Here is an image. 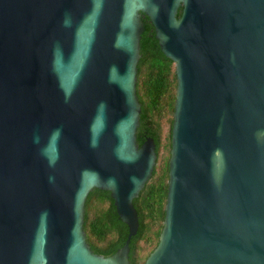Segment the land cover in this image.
I'll list each match as a JSON object with an SVG mask.
<instances>
[{
  "label": "water",
  "instance_id": "1",
  "mask_svg": "<svg viewBox=\"0 0 264 264\" xmlns=\"http://www.w3.org/2000/svg\"><path fill=\"white\" fill-rule=\"evenodd\" d=\"M143 15L178 80L145 264H264V0H0V264H131L158 160L137 142ZM96 188L129 228L111 257L84 228Z\"/></svg>",
  "mask_w": 264,
  "mask_h": 264
},
{
  "label": "trees",
  "instance_id": "2",
  "mask_svg": "<svg viewBox=\"0 0 264 264\" xmlns=\"http://www.w3.org/2000/svg\"><path fill=\"white\" fill-rule=\"evenodd\" d=\"M181 14L182 9L178 17ZM143 22L145 32L141 37L137 84L142 112L137 142L142 146L147 138H153L158 160L151 180L134 201L140 228L130 244L131 264H145L160 244L166 217L173 116L178 87L175 63L163 54L150 20L144 18ZM163 151L168 154L165 158L161 157ZM84 228L92 251L104 257L113 256L129 237V228L120 220L111 193L97 188L89 194L86 202Z\"/></svg>",
  "mask_w": 264,
  "mask_h": 264
},
{
  "label": "rangeland",
  "instance_id": "3",
  "mask_svg": "<svg viewBox=\"0 0 264 264\" xmlns=\"http://www.w3.org/2000/svg\"><path fill=\"white\" fill-rule=\"evenodd\" d=\"M165 126H167V125H165ZM167 127H168V126H167ZM167 133H168V130L166 129V130H165V134H167ZM166 156H168L167 151H166V152L163 151V153L161 154V157H162V158H165Z\"/></svg>",
  "mask_w": 264,
  "mask_h": 264
},
{
  "label": "flooded vegetation",
  "instance_id": "4",
  "mask_svg": "<svg viewBox=\"0 0 264 264\" xmlns=\"http://www.w3.org/2000/svg\"><path fill=\"white\" fill-rule=\"evenodd\" d=\"M144 18H148V17H145V16L143 15V19H144Z\"/></svg>",
  "mask_w": 264,
  "mask_h": 264
}]
</instances>
